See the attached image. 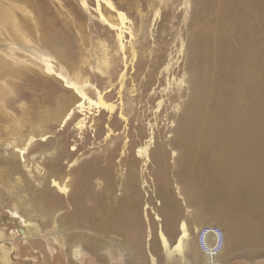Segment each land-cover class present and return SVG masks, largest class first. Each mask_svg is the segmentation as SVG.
<instances>
[{
	"label": "rangeland",
	"instance_id": "374dc122",
	"mask_svg": "<svg viewBox=\"0 0 264 264\" xmlns=\"http://www.w3.org/2000/svg\"><path fill=\"white\" fill-rule=\"evenodd\" d=\"M33 2L34 6L29 4V0H1L3 5L13 6L10 14L19 35L17 39H14L9 31L12 27L5 25L0 19V167L6 158L15 156L21 161L24 175H27L36 188H40L42 187V175L47 173V168L50 166L48 164L47 167L46 163L51 156V151L43 144L47 137L48 140L60 142V145H69V148L75 144L77 148H80L75 157H85L86 159L80 160V163H83V161L88 162L95 154L107 153L108 151H102L103 145L107 142L110 146L115 145L118 133L125 134L124 131L126 132V123L123 120L132 116L135 111L143 115L150 114L145 120L150 133L152 125L156 129L165 127L167 129V126L172 123L176 124L178 115L183 112L185 101L187 102L190 94L188 64L191 66L189 58L194 51V37L190 33V28L199 21L201 15L215 3V0H33ZM225 3L241 4L239 0H225ZM229 8L230 11L236 13L240 10L238 5L229 6ZM249 11L246 10V15ZM23 16H27L29 21L27 27L19 23ZM144 18L147 19V23L144 22ZM160 61L163 63L158 70L156 83L154 82L147 91L150 96H141L143 78L146 77L149 68ZM2 62L8 65L12 75L3 74L5 69ZM18 72L21 78L26 77V80L15 76ZM64 74L70 77L82 94L75 92L76 88L67 90L69 88L64 86ZM2 88L5 93L1 92ZM65 91L70 92L73 97L64 106L62 120L70 109H74L75 113L69 119H64L63 123L56 119L47 121L46 124L36 123L33 117L18 113V109L27 108L28 95L32 97L40 95L39 97L46 98L50 93H56V100H59ZM149 97H153L152 100ZM80 101H83V104L76 107ZM108 104L116 106L112 116H115L117 120L120 119L119 125L111 123L113 117L109 112ZM55 106L57 105L54 104ZM145 108L148 109L146 112ZM170 114H174L175 117L168 120ZM107 123H111L112 130L107 128ZM135 123H137L136 119L131 122L132 125ZM101 125L104 132L99 139L95 137V130ZM32 126L42 130L44 136L31 132ZM109 131H112L110 136H108ZM170 134L173 132L164 130V134H161L158 140L170 139ZM38 143H40L39 146ZM120 148L121 154L116 161H119L124 154L123 151L125 152V138ZM157 148H154V145L149 148L150 160H146V156L138 157L140 161L137 162L136 172L141 204L147 206V203H152L150 205H153L152 208L146 209L144 206L146 220H149L152 225L161 224L162 226L161 221L155 219L153 212L156 211L163 217L161 205L158 203V198L160 199L158 194L167 186L182 196L181 188L184 182L178 178V166L175 162L179 147L166 142L164 147H161L162 149ZM135 150L134 155H137L138 146ZM163 152L170 155L165 161H162L165 156ZM66 160L67 157H64L60 162V165L64 166V172L70 168L69 164L65 163ZM117 168H119L118 165ZM165 168L166 171H164ZM0 174V200L3 198L5 187L7 191L16 186V195L20 194L18 199L26 204L27 211H30L29 213L21 212L24 219L27 217L26 221L36 223L40 227L39 236L45 240L35 246L38 253L35 255L29 251L27 245L22 243L24 241L21 239V232L12 228L3 229L0 234V264H8L5 255L9 256L12 249L8 242L20 246L17 252L15 251V259L11 261V264H65L70 258L79 260L87 255L84 251L85 244L78 240L73 243L71 238L73 230L76 231L78 237L80 233L86 238L92 232L87 226H92L94 222L91 209L95 203L94 198H89V195L81 198L83 201L77 204L79 210L75 209V211L79 212L87 208L89 204L86 211L90 216L87 218L88 223L79 216L76 222L83 225L74 227L69 213L72 209L71 205L64 206L65 208L57 207L54 211V208L49 206L52 196L39 194L37 196L39 204L43 207L47 206L45 211H48L41 216L28 192L17 189L24 186L25 176L21 173H14L11 176L5 172ZM70 178H62L60 182L72 189ZM144 181L147 183L145 187L143 186ZM213 181L215 182V180L209 182ZM125 182L130 183L132 180L128 179ZM52 183L59 184V180H54ZM123 185L122 181H119L115 187L116 190L110 199L112 205L118 196L129 190ZM59 186L64 188L61 184ZM221 186L223 185L219 187ZM61 191L62 193L67 192L66 189H61ZM76 192L79 193V189L76 188ZM3 205L6 207L5 212L10 208L14 209L9 203L4 202ZM1 209L2 204L0 203V211ZM130 210L133 209L130 208ZM61 214L70 221L63 228L57 220ZM47 215L51 216L53 221H50ZM244 220L243 218L242 221ZM199 229V227L192 229L191 240L197 239ZM48 234L59 236L58 246L55 244L56 250L51 247ZM29 237L25 238L27 242L34 243V239ZM183 245L176 246V248L182 251ZM76 250L81 253L79 257L75 256ZM83 258L85 257L81 258V262L85 264Z\"/></svg>",
	"mask_w": 264,
	"mask_h": 264
},
{
	"label": "bare ground",
	"instance_id": "6f19581e",
	"mask_svg": "<svg viewBox=\"0 0 264 264\" xmlns=\"http://www.w3.org/2000/svg\"><path fill=\"white\" fill-rule=\"evenodd\" d=\"M239 2L241 4L236 3V5L240 7V10L238 11V13H236L234 11H230L231 9L229 8V6L236 7L235 4L225 3V0H215V3L212 4L210 8L208 7V10L203 15H201L199 21L196 24L191 25L190 33L193 34L194 37V51L192 53V56H190L189 58L192 64L190 62L189 63L191 66H189L188 64L190 94L188 95L187 102L185 101L183 112L178 115V121L176 122V124L172 123L171 125L167 126V129L166 127L156 129L155 126L152 125V130L150 133L148 132V125H146L145 123V120H147L150 114L148 113L147 115L145 113L143 115L135 111L132 116L123 120L126 123V132L124 131L125 134L118 133V136H115V145L110 146L107 142V144L103 145L102 149L103 152L108 151L107 153H105L104 155L95 154L93 155V157L91 156L92 158L90 160L88 159V162L83 161V163H80V160L86 159L85 157H75L77 150L80 149L77 148L75 144L72 145L71 148H69V145H60V142H54V140L51 139L48 140L47 137V140H45V143L43 144L44 147H47L48 150L51 151V156H49L50 158H48V162L46 163L47 167L48 164H50V166L49 168H47V173L45 175H42V187L40 188H36L29 180L27 175H24L22 171L21 161L17 160L13 155L9 158H6L5 162L0 167V173L5 172L10 176L14 173H21L23 174V176H25L24 186L21 188L18 187L17 189H19V191L28 192V195L34 202L33 205L35 206L36 210L41 213V216L45 212L48 213V211H45L47 206L43 207L42 204H39V199H37V196L39 194H44L42 196H52V199L49 200V203H51L49 204V206L50 208H54V211L57 207L65 208L71 205L72 209L69 213L73 222L72 225L74 227L78 226L76 220H78L79 216L81 217V219L85 221L87 220L88 223L87 218L90 215L86 210L89 204L87 208L84 209L82 207L83 210L80 209V215H78L79 212L75 211V209L79 210L77 204L80 201H83L82 199L85 195H89V198L91 197L95 199V203H93L91 207L93 211L92 214L94 216V222L93 224H90L92 226H96V230L97 226L103 229L105 218H107L113 206L110 199H112V196L116 190L115 187L117 186L118 182L122 181V183L127 186L126 188L129 190H126V193L123 192V194L118 196V198L115 199L114 203L116 202V200L119 201L121 198H123V203L117 201V203H119L118 206H122L123 204L128 205L129 208L133 210H138V208L140 207V191L138 190V177L136 172L137 162L140 161V158L138 157L146 156V160H150L148 150L152 145H154V148L160 147V149H162L161 147H164V143L170 142V144L173 143L175 147H179L178 157L175 161L178 166L177 174H179V177H177L188 178L189 181L187 182V184L190 188L210 189V191L213 192L214 195H217V191L220 189L219 186L222 184L224 186L226 204L234 209L244 208L245 210L248 209L252 210L253 212L255 211V216L263 218L264 212L262 213L263 217H261V212L264 211V0H239ZM33 3V0H29L30 5L34 6ZM12 10L13 6L11 4L5 6L1 3L0 0V19H2L5 25L8 24L12 27V30H9L11 31L10 34L14 39H17L19 33L17 30V26L14 24L13 19L11 18L12 15L10 13L12 12ZM246 10H250L248 15H246ZM24 16L20 19L21 21L19 23L23 27H27L29 21L26 18L27 16ZM144 22L147 23L146 18H144ZM162 63L163 62L160 61L154 66H151V68H149V70L147 71L146 77L143 78L141 82V96L144 97L146 95H149L147 94V91L150 90V87L156 81L157 73ZM2 65L5 69L3 74L6 76L12 75V71L8 69V65L5 62H2ZM139 74L140 72L137 74V76H139ZM15 76L19 77L20 79L26 80V77L21 78L19 72L16 73ZM64 78V86L69 88L67 90H75L76 88L75 92L82 94L80 89L70 79V77H68L67 74H64ZM31 81L29 83H31ZM35 89L38 90L37 88ZM1 92L5 93V90L2 88ZM39 96L40 95H38V97H32L31 95H28V97L26 98L28 100L27 108L25 110L17 108L18 113L23 116L27 114L33 117V120L37 121L36 123L45 124L52 119H56L59 122L61 121L63 123L64 119H69L71 115L75 113L74 109H70L65 118L62 120V114H64L63 111L65 108L64 106L65 104L69 103V100L73 97V95L68 91L62 93L60 99H57L58 101L56 100V93H50V95L46 98H42ZM142 99L144 100V98ZM54 104L57 106L54 107ZM82 104L83 101H80L76 107L81 106ZM107 106L112 116L115 112L116 106L112 104H108ZM145 109L146 112L148 109ZM112 117L113 120L111 123L119 125L120 119L117 120L115 116ZM174 117V114H170L168 120ZM59 118H61V120H59ZM135 119L137 120V123L132 125L131 122ZM111 123L106 124L108 129H111ZM164 130H166L167 132H173V134L169 135L170 139L159 141L158 139L161 134H164ZM95 131V137H101L104 132L102 125L98 126ZM31 132L44 136L43 131L34 128V126H32L31 128ZM111 132H108V136L112 134ZM124 138L126 146L125 152L123 151L124 154L122 153L123 155L121 156V159L119 161H116V158L121 154L120 147L123 143ZM39 145L40 143H38V146ZM137 146L138 154L134 155V150ZM7 148H9V145H7ZM164 154L165 156H163L162 161H165L170 156H168L167 153ZM64 157H67L65 163H68L70 166L67 172H64V166L60 165V162ZM117 165L119 168H117ZM125 169L126 171H124ZM164 171H166V168ZM68 177H71L70 179L73 185L72 189L69 188L70 186H67L64 183L60 182V179H65ZM128 179H131L132 182L126 183L125 181H127ZM222 179L225 181H220ZM54 180H59V184L63 185L64 188H60L58 183L51 184V182ZM196 180L199 181L195 182L197 184H190V182ZM210 180H215V182H209ZM143 186H147L146 181H144ZM5 188L2 196L3 198L0 200V203L2 204V209L0 211V234L2 233L1 231L3 229H16L18 232H21V239H23L24 241L22 243L27 245L29 251L35 253V255H38L36 251L37 248H35V246L40 245V243L42 242H45V240H43V238L41 239V237L39 236L40 227H38L36 223L26 221V216V218L24 219L22 213H29L30 211L28 212V207L26 208V204L18 199V196L20 194L16 195V186L12 189H7V191H5ZM76 188L79 189V193H75ZM61 189H66L67 192L62 193ZM171 189L172 188H167L166 186L163 191L159 192L158 197H160V199L158 198V203L159 205H161V209L167 210L170 208L171 205L169 203V198L171 199L172 196L169 195L172 191ZM185 189L186 187L184 188V190ZM181 191H183L182 188ZM163 194L165 195L163 196ZM206 194H209V192ZM211 194L212 193H210L209 195ZM205 197H207V195ZM89 201L91 202V200ZM175 201L177 200L175 199ZM196 201L198 202V200ZM4 202H6V204H11L14 209L10 208L5 212L4 209L6 207H4L3 205ZM150 204L147 203V206L145 204V209L150 207L152 208L153 205ZM200 204L202 205V202ZM153 212L155 214V219L161 221L162 226L164 221H168L167 218L164 219L159 213H156V211ZM201 212L202 211H200V213ZM201 216L202 218H204L203 215ZM59 217L60 218L57 217V220L61 228L69 224L68 222L70 221L66 219L67 217L62 216V214ZM176 217H178V215ZM48 218L50 220L51 216H48ZM53 218H56V216H53ZM50 221L53 220L51 219ZM169 223L170 222H168V224ZM170 225H172V222ZM179 225L181 228V233L179 236V242L176 245L181 247L185 243V240L187 242V239H190V231L185 219ZM87 228H89V226H87ZM75 232L76 231L74 230L72 231L71 240L73 243L75 242V240H78V235H76ZM33 233L37 235L34 236L32 235ZM45 235L47 236V234ZM48 235H50L49 239L51 240V247L56 250L55 244L59 243V236H57V234ZM29 236L34 239V243H31L30 241V243L27 242L26 239ZM93 237L95 238V236ZM161 237L165 245H169L167 244V238L162 230ZM261 241L264 242L262 239ZM255 243L257 242L255 241ZM8 245L12 247V249L9 256L5 255V258L7 257V263L11 264V261L15 259V251L17 252V249L20 246L18 244L15 245L10 242H8ZM80 255L81 253L76 250L75 256L79 257Z\"/></svg>",
	"mask_w": 264,
	"mask_h": 264
},
{
	"label": "crops",
	"instance_id": "0c3cea01",
	"mask_svg": "<svg viewBox=\"0 0 264 264\" xmlns=\"http://www.w3.org/2000/svg\"><path fill=\"white\" fill-rule=\"evenodd\" d=\"M179 180H183L184 182L182 184L183 194L180 196V194L178 195L176 193V190L171 189L172 191L169 196H172V200L169 198V203L172 207L170 206L167 210L162 209L163 218H167L168 220L167 222H163V226H161V224L159 226H156V224L152 225L149 223V220H146L144 205L141 204V200L138 210H130L128 205L122 204V206H118L119 203H117L118 200H116V202L113 203L114 207L112 206L111 212H109V215L105 218L104 230L98 226L97 230L96 226H89V230L92 232L90 233L91 235L89 234L88 238H86L84 234L79 233L78 242L85 244L84 251L87 252V255L82 256L85 257L83 258V262L85 264H208L206 257L200 252L197 239H188V241L184 243L182 251L176 248L181 233L179 224L185 219L190 232L193 228H201L205 225H219L224 229L226 236L224 249L214 264H264V242L261 241V239L264 241V217L262 215L264 211H260L261 217L263 218H259L255 216V211L254 213L252 210H245L244 208H231L225 203L224 186L220 187L217 191V195H214L210 189L190 188L187 184L189 181L188 178L182 177L179 178ZM195 182L199 181H192L190 184H197ZM185 187L186 189L184 190ZM208 192L212 194H206ZM164 195L165 194H163V196ZM204 195H207V197ZM121 199L118 202L123 203V198ZM175 199L177 201H175ZM196 200H198V202ZM201 202L202 205L200 204ZM200 211L202 212L200 213ZM206 214L209 218L212 217L209 219ZM177 215L178 217H176ZM201 215H203L204 218H202ZM240 218H244V222L241 221L242 219ZM168 222L170 223L168 224ZM171 222L173 226L170 225ZM81 225L83 224H78V226ZM176 227L179 228L177 229ZM161 230L167 238V244H169L167 246L161 237ZM93 236H95V238ZM255 241L257 243H255ZM81 258L79 260L70 258L66 260L65 264H83Z\"/></svg>",
	"mask_w": 264,
	"mask_h": 264
},
{
	"label": "built area",
	"instance_id": "2783aa9c",
	"mask_svg": "<svg viewBox=\"0 0 264 264\" xmlns=\"http://www.w3.org/2000/svg\"><path fill=\"white\" fill-rule=\"evenodd\" d=\"M225 232L219 225H205L197 232V243L208 264H214L225 245Z\"/></svg>",
	"mask_w": 264,
	"mask_h": 264
}]
</instances>
